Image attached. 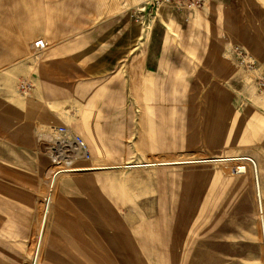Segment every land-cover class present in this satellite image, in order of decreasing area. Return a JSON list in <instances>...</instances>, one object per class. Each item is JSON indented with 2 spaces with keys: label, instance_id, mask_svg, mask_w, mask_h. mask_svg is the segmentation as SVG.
Segmentation results:
<instances>
[{
  "label": "rangeland",
  "instance_id": "obj_1",
  "mask_svg": "<svg viewBox=\"0 0 264 264\" xmlns=\"http://www.w3.org/2000/svg\"><path fill=\"white\" fill-rule=\"evenodd\" d=\"M145 1L0 0V52L22 46L0 71L25 62L36 71L53 46L85 34L73 24L133 22ZM201 3L147 8L141 56L101 76L102 89L81 77L86 97L62 100L58 124L91 153L75 167L110 168L62 173L50 185L55 167L46 166L39 252L43 212L18 227L0 219V264H264L256 169L234 160L257 162L264 201V0Z\"/></svg>",
  "mask_w": 264,
  "mask_h": 264
},
{
  "label": "crops",
  "instance_id": "obj_2",
  "mask_svg": "<svg viewBox=\"0 0 264 264\" xmlns=\"http://www.w3.org/2000/svg\"><path fill=\"white\" fill-rule=\"evenodd\" d=\"M73 26L87 27L85 34L73 35L75 39L53 46L36 71L31 72L32 64L26 62L20 64L19 70L0 71V219H11L15 223L16 220L37 219L39 212H43L37 238L45 215L46 166H52L47 150L54 141L53 128L64 126L72 132L69 127L58 124L62 100L86 97L87 88L77 85L85 81L81 77L95 76L93 88H100L105 83L101 76L111 69L119 70L126 57L135 58L142 53L141 29L134 21L83 19ZM10 43L6 52H0V66L7 58L5 55L21 52V42ZM22 82L29 86L26 94L19 91ZM26 123L41 124L52 130L50 133L31 130L24 125ZM94 168L102 167L78 168V171ZM23 225L15 223V227ZM42 232L43 238L44 228Z\"/></svg>",
  "mask_w": 264,
  "mask_h": 264
},
{
  "label": "built area",
  "instance_id": "obj_3",
  "mask_svg": "<svg viewBox=\"0 0 264 264\" xmlns=\"http://www.w3.org/2000/svg\"><path fill=\"white\" fill-rule=\"evenodd\" d=\"M201 1L202 0H146L145 4L130 16L136 24L142 26L146 19L145 12L149 10L147 8H154L157 10L161 6H169L171 9L174 7L177 9L183 7V9L193 10L202 5ZM235 54L237 59H240L241 64L250 68L253 66L254 61L249 60L250 58L248 59L247 54L241 52L238 47H235ZM258 84L260 87H264V79L259 77ZM19 90L22 94H26L29 90L28 84L23 82L20 83ZM53 131L54 141L47 150L50 163L55 167L52 177L73 171L76 169V164L81 161L91 160L88 144H86L85 140L80 135L70 132L64 126H57L53 128ZM246 157L247 158L237 161L255 166L253 160L248 156ZM245 164L241 165L244 166ZM239 166L237 167V173H240Z\"/></svg>",
  "mask_w": 264,
  "mask_h": 264
},
{
  "label": "bare ground",
  "instance_id": "obj_4",
  "mask_svg": "<svg viewBox=\"0 0 264 264\" xmlns=\"http://www.w3.org/2000/svg\"><path fill=\"white\" fill-rule=\"evenodd\" d=\"M244 158H247V157H242V156H240L239 158L238 157H234V160H240V159H244ZM222 160H224V159H221V158L218 157L216 159H213L212 161L217 162V161H222ZM207 161H210V160H207ZM253 162H254V165H255L253 167H255V169H256V174H254V180H255L254 181V186H255V189H256V200H257V205H258V219H259V223H260V232L259 233H261V240H262L263 252H264V201L262 199L261 191H260V179H259V176H258L257 162L254 161V160H253ZM239 168H240V173H242L245 170V167L239 166ZM78 170L79 169L76 168L73 171H78ZM56 177L57 176L51 177L52 179H51L50 182H53V184H54V180H55ZM46 206H47V204H46ZM46 206H45V215H44V218H43V224H42L41 231H40V233L38 235L37 242H36V244H39L38 252H39L40 243H41V240H42V233H43L42 231H43V228H44V224L46 222L45 221L46 212H47V207Z\"/></svg>",
  "mask_w": 264,
  "mask_h": 264
}]
</instances>
